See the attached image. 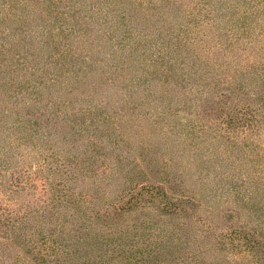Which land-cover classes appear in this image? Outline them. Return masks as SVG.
<instances>
[{
  "label": "trees",
  "instance_id": "1",
  "mask_svg": "<svg viewBox=\"0 0 264 264\" xmlns=\"http://www.w3.org/2000/svg\"><path fill=\"white\" fill-rule=\"evenodd\" d=\"M261 1L0 0V264H264V208L251 203L264 193V53H244L226 77L200 35L210 25L219 36L227 11L241 33L254 22L264 37ZM105 91L121 96L112 113ZM155 93L201 102V123L218 115L241 156L231 182L255 188L198 208L172 195L177 182L153 181L157 164L134 153L114 116L125 105L146 117L137 107Z\"/></svg>",
  "mask_w": 264,
  "mask_h": 264
},
{
  "label": "rangeland",
  "instance_id": "2",
  "mask_svg": "<svg viewBox=\"0 0 264 264\" xmlns=\"http://www.w3.org/2000/svg\"><path fill=\"white\" fill-rule=\"evenodd\" d=\"M181 1L182 4H188V0ZM237 1L247 4L262 2L261 0H246V2H244L245 0H209L210 3L207 4L210 7L215 6L217 9H223L224 5L222 3H235ZM219 19H222L219 36L213 33V29L209 30L210 25H203L200 35L204 34L203 41L207 49L209 48L210 57L218 62L220 59L222 60L218 72L227 77V67L233 69V67L239 65L244 53H250L251 59L258 61L260 55L264 53V37L256 35L261 26L254 22L250 24L254 26V30L241 33L238 30L241 22L232 23L228 21L227 11L220 12ZM177 22L183 23L180 18H177ZM193 34L194 32L191 30L184 36L193 37ZM255 37L258 40V45L249 44L248 39H254ZM215 46L220 48L217 55ZM245 47L247 50L242 51L245 50ZM157 89H155L156 93L159 90ZM156 93L148 96L149 99L144 101V106L137 107L140 114L149 113L146 117H136L132 114L131 107L127 108L125 105L122 107L125 114L114 116V119L116 118V121L121 123L120 130L123 137L132 143L134 153L145 160L155 161L154 163L157 164L159 172L152 176L153 181L159 182V179H162L163 181L170 180L172 183L177 182L182 189L176 188L171 194L174 196H193L195 201L198 202V208L199 203L204 206L209 204L217 208L219 205H224L223 200L227 195H236L235 193L238 192L235 191L243 193L245 187L255 188V183L243 185L239 181L231 182L230 178L232 177H230V174L237 171V159L241 156L239 147L228 144L225 138L220 136V133H223L222 129L219 131L221 125L215 126L220 123V120L217 119L218 115L210 113L208 118H202L203 122L201 123L195 116L201 102L195 105L192 97L177 104V101L182 98V93L179 97L177 95L163 97L162 94ZM104 94L106 97L104 99L109 101L104 110L112 113V104L120 100L121 96L119 94L109 95L107 91ZM97 96L99 94L95 95V98ZM128 100L130 103H134L132 101H136L137 97L133 95ZM164 104L172 105L173 109L169 110L167 108L168 111L162 115L160 109L161 105ZM157 106L161 107L157 109ZM201 111L202 108H200ZM156 118L158 122L154 121ZM175 124L177 129L174 135H168L166 130L170 128V125ZM192 124L196 129L192 130ZM207 125L217 127V129L214 132H200L203 128H207ZM179 128L181 129V135L179 134ZM233 131H236L235 134H237L233 136H236L239 139L238 142L242 143L244 134H241V129H231V134H233ZM261 141L264 143V130L261 134ZM228 154L231 157H228ZM262 154L263 160H260L258 164H262L264 161V151ZM253 196L254 199L251 203L264 208V193L256 192ZM215 197L219 198L220 204L215 203L217 201ZM263 211H258L252 218H243L248 223L246 231L254 227L253 225L256 224L254 222L255 217L261 215ZM261 221H264V217ZM251 260V255H249L247 261ZM247 261L244 264H247ZM27 264H31V262Z\"/></svg>",
  "mask_w": 264,
  "mask_h": 264
}]
</instances>
